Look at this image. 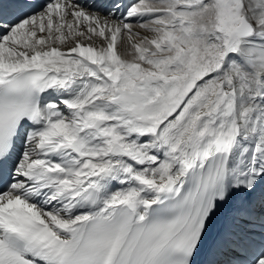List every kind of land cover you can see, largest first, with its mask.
Here are the masks:
<instances>
[{"label": "snow or ice", "instance_id": "1", "mask_svg": "<svg viewBox=\"0 0 264 264\" xmlns=\"http://www.w3.org/2000/svg\"><path fill=\"white\" fill-rule=\"evenodd\" d=\"M0 264H264V0H0Z\"/></svg>", "mask_w": 264, "mask_h": 264}]
</instances>
